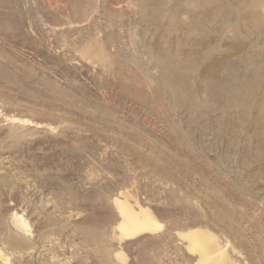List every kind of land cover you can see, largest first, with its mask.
Returning a JSON list of instances; mask_svg holds the SVG:
<instances>
[{"label": "rangeland", "instance_id": "1", "mask_svg": "<svg viewBox=\"0 0 264 264\" xmlns=\"http://www.w3.org/2000/svg\"><path fill=\"white\" fill-rule=\"evenodd\" d=\"M124 196L159 227L119 239ZM195 228L264 264V0H0V264H195Z\"/></svg>", "mask_w": 264, "mask_h": 264}, {"label": "bare ground", "instance_id": "2", "mask_svg": "<svg viewBox=\"0 0 264 264\" xmlns=\"http://www.w3.org/2000/svg\"><path fill=\"white\" fill-rule=\"evenodd\" d=\"M114 202L121 216L120 221L116 226L118 229L119 239L134 238L139 234L154 231L157 227H159V222L149 207L141 205L138 201H136V204L133 205L129 202L126 196L123 198L116 197ZM25 220L18 213H13L14 224L19 228V230H27L28 224ZM178 234L182 237V239L187 241L188 250L198 255V259L195 264L228 263L225 246H222L221 242H218L216 234L215 237L210 233V230L205 231L203 229L195 228L180 231ZM118 255L121 256L122 253L120 252ZM0 256H3L1 249Z\"/></svg>", "mask_w": 264, "mask_h": 264}]
</instances>
